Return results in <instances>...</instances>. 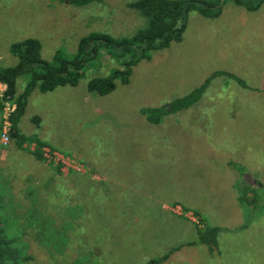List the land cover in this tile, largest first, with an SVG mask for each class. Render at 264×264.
Instances as JSON below:
<instances>
[{"label": "rangeland", "instance_id": "374dc122", "mask_svg": "<svg viewBox=\"0 0 264 264\" xmlns=\"http://www.w3.org/2000/svg\"><path fill=\"white\" fill-rule=\"evenodd\" d=\"M135 1L0 0V68L17 64L10 46L25 39L50 62L56 52L78 55L92 33L131 38L146 27L129 7ZM118 67L99 50L76 87L34 90L18 124L87 175L60 176L0 138V230L29 257L20 264H147L196 241L194 212L222 229L218 250L174 248L161 264H264V5L250 12L226 0L214 19L192 11L181 41L138 62L128 85L116 81L103 97L87 92L90 79ZM217 72L191 108L159 124L141 114ZM28 80H16L17 94Z\"/></svg>", "mask_w": 264, "mask_h": 264}, {"label": "trees", "instance_id": "16d2710c", "mask_svg": "<svg viewBox=\"0 0 264 264\" xmlns=\"http://www.w3.org/2000/svg\"><path fill=\"white\" fill-rule=\"evenodd\" d=\"M65 3L76 6H85L90 3H101L102 0H63ZM226 0H137L129 4L146 18V27L138 30L131 38L113 39L105 34L92 33L81 38L78 43L79 54L73 58H65L56 52L50 62L40 58V43L35 39H25L11 44L10 53L17 58L13 67L0 68V84L6 89L0 94V117L3 113L4 103L15 105L14 111L8 120L10 129L8 137L16 143L19 150L26 151L36 161L45 163L42 149L47 145L38 140L27 138L20 134L18 124L25 113L28 98L34 90L48 93L57 87H76L83 75L84 67L97 55L98 51L106 52L118 62L115 68L105 77H96L88 81L86 90L98 96H106L116 88V81L122 85L129 84L132 68L143 59H149L152 52L162 50L173 42L181 41L187 27L189 13L198 12L201 16L214 19L220 16ZM235 6L242 7L250 12H255L264 5V0H229ZM28 75L23 91L16 93V80L23 75ZM220 75L218 72L206 79L204 83L195 88L184 97L166 103L158 108H146L141 114L150 124H159L170 114L187 110L194 106L202 97L211 80ZM39 122L38 118H34ZM2 124L0 123V133ZM34 144V150H29L28 145ZM56 173L62 175L59 167ZM196 227L197 240L193 244L205 245L210 254L218 250L217 237L222 230L219 227L207 225L205 219L197 212ZM14 239L7 238L0 230V264H20L28 261L29 257L15 247ZM168 255L151 259L147 264H159L167 260Z\"/></svg>", "mask_w": 264, "mask_h": 264}, {"label": "built area", "instance_id": "2783aa9c", "mask_svg": "<svg viewBox=\"0 0 264 264\" xmlns=\"http://www.w3.org/2000/svg\"><path fill=\"white\" fill-rule=\"evenodd\" d=\"M4 90L2 89V87H0V94H2ZM14 109H15L14 104L10 102L4 103V109L1 115L3 119V124H2L1 134H0L1 142L4 145H6L9 142L8 132L10 129V123H9L8 118L10 114L14 111ZM42 152H43V157L46 162L56 167H59V169L63 171H67L69 169L71 171L78 172V173H84L85 171H87L83 165L79 164L75 159L69 158L68 156H63L49 148H43Z\"/></svg>", "mask_w": 264, "mask_h": 264}, {"label": "crops", "instance_id": "0c3cea01", "mask_svg": "<svg viewBox=\"0 0 264 264\" xmlns=\"http://www.w3.org/2000/svg\"><path fill=\"white\" fill-rule=\"evenodd\" d=\"M259 10V9H258ZM207 19V18H206ZM0 87H2V89L4 90V89H6V87H5V85H2V84H0ZM70 87V86H69ZM58 88V87H57ZM208 88V87H207ZM207 88H206V90H207ZM205 90V91H206ZM54 91V90H53ZM52 91V92H53ZM204 91V92H205ZM50 93V92H49ZM204 94V93H203ZM191 108V107H190ZM44 148H48V147H44ZM52 150V149H51ZM54 151V150H53ZM88 171V170H87ZM87 171H85L84 173H78V172H74V171H72L74 174H78V175H82V176H84V175H87ZM96 176H98V175H93V177H96ZM251 176V175H250ZM93 181H95V182H98L99 181V179L98 178H96V179H94ZM228 188V187H227ZM231 188V187H230ZM232 189V188H231ZM229 191V189L227 190V192ZM160 208H161V210L162 211H164V210H167L169 207H168V205H160ZM176 210L175 211H171L172 213H174L177 217H182V213L181 212H179L178 210H182V208H180V206L179 205H176ZM169 212H170V210H168ZM175 216V217H176ZM185 219L187 220V221H190V223H192V224H195L196 223V220H195V218H191V217H189V216H186L185 217ZM193 221V222H192ZM222 231V230H221ZM218 234H220V232L218 233ZM196 240H197V236H196ZM196 242V241H195ZM194 243V242H193ZM192 242L191 243H186L185 245H181L179 248L177 247V248H175V247H173L170 251H168L167 253H165L164 255H171V252H172V250H174V248H175V250L176 251H179L180 249H182V248H184V247H197L198 245H200V244H193ZM164 255H162L161 257H163ZM170 255H169V257H170ZM168 257V258H169ZM160 258V257H159ZM166 260H164V261H162L161 263H163V262H165ZM161 263H159V264H161Z\"/></svg>", "mask_w": 264, "mask_h": 264}, {"label": "water", "instance_id": "95a60500", "mask_svg": "<svg viewBox=\"0 0 264 264\" xmlns=\"http://www.w3.org/2000/svg\"><path fill=\"white\" fill-rule=\"evenodd\" d=\"M254 184H255V182H254Z\"/></svg>", "mask_w": 264, "mask_h": 264}]
</instances>
